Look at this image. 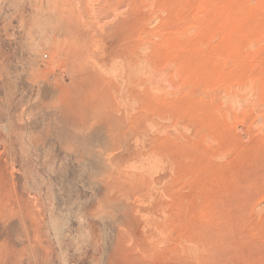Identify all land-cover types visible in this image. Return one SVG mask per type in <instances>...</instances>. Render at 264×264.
Returning <instances> with one entry per match:
<instances>
[{"label":"rangeland","instance_id":"1","mask_svg":"<svg viewBox=\"0 0 264 264\" xmlns=\"http://www.w3.org/2000/svg\"><path fill=\"white\" fill-rule=\"evenodd\" d=\"M0 264H264V0H0Z\"/></svg>","mask_w":264,"mask_h":264}]
</instances>
